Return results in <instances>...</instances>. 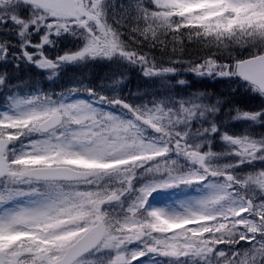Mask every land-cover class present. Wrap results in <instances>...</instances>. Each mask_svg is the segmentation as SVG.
<instances>
[{
  "label": "snow or ice",
  "instance_id": "obj_1",
  "mask_svg": "<svg viewBox=\"0 0 264 264\" xmlns=\"http://www.w3.org/2000/svg\"><path fill=\"white\" fill-rule=\"evenodd\" d=\"M125 29L170 49L167 65ZM0 33V264H264V133L251 131L264 103L202 91L137 103L122 77L45 90L7 70L52 84L104 62L165 83L183 70L264 101V0H0ZM189 44L208 53L174 55Z\"/></svg>",
  "mask_w": 264,
  "mask_h": 264
},
{
  "label": "trees",
  "instance_id": "obj_2",
  "mask_svg": "<svg viewBox=\"0 0 264 264\" xmlns=\"http://www.w3.org/2000/svg\"><path fill=\"white\" fill-rule=\"evenodd\" d=\"M127 2V0H125ZM147 3V0H145ZM125 34L122 39H124L131 47L134 48H143L144 51L150 52L156 56L158 61L163 62L165 65L169 62V58L173 55L169 49V51L165 54H162L160 50L150 49L143 45L135 44L130 38L128 34V30L125 29ZM5 35L0 33V38ZM135 35V34H133ZM63 48L72 47L69 42H65L63 45L60 44ZM62 52L60 50L56 51L51 57L55 58L57 53ZM208 53L207 49H203L196 44H189L184 49V51L177 52L174 55L177 58H182L185 61H199L204 55ZM178 68L184 69L187 67L186 64L176 65ZM4 65L0 64V71L4 70ZM10 73V79L13 83L18 82H28L29 84H34L37 81L47 90L50 87H55L59 90L62 86L71 83L74 79L83 73L86 79L90 80L92 85L97 88H101L104 83H109L114 81L115 79L123 78L122 83H120V94L129 101L132 102H141L142 100L151 99L153 96L161 97L164 95H168L169 93L178 95V96H188L190 93L195 91H202L211 94L213 97H225L229 101L235 102L237 106L241 109L247 110L248 107L244 108L243 103H237L236 99H231L232 95L243 96L248 93H241L238 91L236 93H230L227 90L228 81L219 80L213 81L208 79L198 80L197 76L194 74L181 70L177 76L169 77L168 82L165 83L159 77L146 78L141 76L142 73L138 67L127 66L119 63H97L94 65H89L87 68L78 69V68H68L64 73L61 74V78L57 80L54 84H46V80L43 77V74L39 72V70L30 67H22L20 71H13L11 65L7 68ZM177 79H185L188 81V84L184 87H180L176 84ZM250 100V105L253 107L255 102L258 101L259 97H254L252 95L247 96ZM247 101V100H246ZM3 102L2 94H0V103ZM252 110H256L253 108Z\"/></svg>",
  "mask_w": 264,
  "mask_h": 264
},
{
  "label": "rangeland",
  "instance_id": "obj_3",
  "mask_svg": "<svg viewBox=\"0 0 264 264\" xmlns=\"http://www.w3.org/2000/svg\"><path fill=\"white\" fill-rule=\"evenodd\" d=\"M142 74V73H140ZM143 76V74L141 75ZM198 80H205V79H208V80H213V81H219V80H225V79H221V78H216V79H212V78H209V77H203V78H200V77H197ZM110 83H106L104 85V90L106 91H111V88H110ZM115 87L119 90L120 89V85H115ZM235 87V85H229L228 86V92L232 93V89ZM239 92L241 93H244V91L242 89L238 90ZM234 93V92H233ZM238 94V93H236ZM248 95H251V94H246V95H243V96H236V95H232L231 96V99H236L237 100V103H243L244 104V108L248 107L247 110H252L253 107L250 105V100L249 98L247 97ZM247 100V101H246ZM264 103V101L261 100V102L259 101H256L255 104H254V107L256 109H258L261 104ZM228 130L230 132H233V133H239L243 130V125L242 124H237L236 126H232V125H228L227 126ZM254 134L256 135H259L260 133H264V126H255L252 130H251ZM217 148V150L219 149V143L215 146ZM165 201H161L159 203H164ZM167 202H171V201H167Z\"/></svg>",
  "mask_w": 264,
  "mask_h": 264
},
{
  "label": "flooded vegetation",
  "instance_id": "obj_4",
  "mask_svg": "<svg viewBox=\"0 0 264 264\" xmlns=\"http://www.w3.org/2000/svg\"><path fill=\"white\" fill-rule=\"evenodd\" d=\"M2 36H4V35H2Z\"/></svg>",
  "mask_w": 264,
  "mask_h": 264
}]
</instances>
